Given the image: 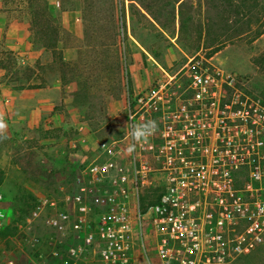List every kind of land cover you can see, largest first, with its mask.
I'll list each match as a JSON object with an SVG mask.
<instances>
[{
    "label": "rangeland",
    "instance_id": "rangeland-1",
    "mask_svg": "<svg viewBox=\"0 0 264 264\" xmlns=\"http://www.w3.org/2000/svg\"><path fill=\"white\" fill-rule=\"evenodd\" d=\"M12 1L15 6L18 0ZM70 3L83 7V0H70L66 4L69 6ZM116 3L112 7L119 15L122 11L125 32L117 45H110L112 42L107 37L103 39L107 44L105 62L112 69L118 68L117 63L122 66L118 89L112 86L114 72L110 68L95 76L92 57L83 56L87 68H81L83 58L80 57L77 78H65L68 83L81 88L85 78L91 76L89 86L95 87L84 93L79 90L76 96L80 120L85 123L83 130L72 123L67 129L49 131L50 140L36 133L31 142L17 140L13 151L6 155L15 168L8 176L5 173L0 175V193L4 195L1 207L6 214L0 227V264L10 254L17 264H51L39 258L40 252L48 250L50 237L46 218L42 217L46 209L41 212L40 200L66 189L82 164L101 154L99 146L119 141L127 135L129 117L137 111L134 104L129 110V99L132 102L138 96H153L156 90L165 91L166 87L157 86L158 82L182 83V88L174 86L170 95L174 98L193 96L189 88L195 79L193 73L208 68L205 71L211 75L210 79L223 82L221 91L226 90L228 96L231 94L244 105H254L258 101L264 103V73L253 64V59L264 53L263 46L255 45L253 40L264 26V17L262 14L260 17L264 12V0H116ZM104 7L108 8L106 3ZM239 8H243L244 13ZM76 10L81 13L80 8ZM89 21L87 26L92 29ZM107 23L106 28L111 26ZM89 39L85 37V46L93 43ZM8 67L14 71L21 66L10 61ZM135 74L139 81L149 80L148 87L135 90ZM230 81H233L232 86L225 83ZM185 89L190 91L184 93ZM226 93L222 91L217 97L224 98ZM111 99H121L122 102L113 107L109 104ZM239 110V107L236 110L228 108V113L222 110V120H214V124L220 122L223 128ZM218 111L217 106L212 110L214 114ZM150 112L144 113L146 120L135 116L134 123L151 120ZM232 134L236 135L235 132ZM150 139L159 144L155 134ZM255 142L256 136L235 137L238 164L210 169L222 179L219 188L222 193L227 191L225 179L230 173L234 193L252 209L257 202L264 200V150L247 149ZM10 143L0 140L4 150ZM182 143L183 140L177 141L179 145ZM254 163L259 167L260 178L256 177ZM207 202L214 201L209 199ZM34 212L42 214L36 217ZM35 240L40 241V245ZM238 264H264V238Z\"/></svg>",
    "mask_w": 264,
    "mask_h": 264
},
{
    "label": "built area",
    "instance_id": "built-area-1",
    "mask_svg": "<svg viewBox=\"0 0 264 264\" xmlns=\"http://www.w3.org/2000/svg\"><path fill=\"white\" fill-rule=\"evenodd\" d=\"M205 69L195 71V79L189 84L193 97L211 107L205 111L207 115L197 114L195 122L201 126L185 131L186 124H183L172 135L163 136L162 143L149 138L146 143H136L129 152L134 143L129 126L135 124L133 119L137 115L146 120L144 113L148 112L141 107L144 97L138 96L132 102L129 99V110L134 104L137 111L131 115L127 135L99 146L101 154L83 163L66 189L40 200L41 212L46 209L42 217L46 218L45 225L50 232L48 250L39 251L42 261L51 264H238L262 243L264 200L252 209L234 193L230 173L225 179L226 193L220 192L222 179L210 169L238 164L235 154L221 162L214 151L217 149L214 140L230 143L235 137L256 136V142L247 149L264 150V103L244 105L231 94L228 96L226 90H222L226 93L224 98L217 97L222 93L223 82L211 80ZM225 83L232 86L233 81ZM226 98L230 100L228 106ZM216 106L219 111L214 114L212 110ZM238 107L239 113L233 118L229 116L223 128L220 122L214 124V120L222 118V110L228 113V108ZM195 133L211 138L214 150L188 149ZM179 140H183V145L177 144ZM243 157L240 158L244 162ZM255 164L256 177L260 178ZM209 199L214 202H207ZM3 201L4 195L0 193V227L6 217L1 207ZM41 212H34V216L40 217ZM35 243L40 245L38 240ZM2 264L17 262L10 254Z\"/></svg>",
    "mask_w": 264,
    "mask_h": 264
},
{
    "label": "crops",
    "instance_id": "crops-1",
    "mask_svg": "<svg viewBox=\"0 0 264 264\" xmlns=\"http://www.w3.org/2000/svg\"><path fill=\"white\" fill-rule=\"evenodd\" d=\"M14 4L12 0H0V115L8 124L5 140L11 142L5 150L0 144V168L6 176L15 168L6 155L13 151L17 140L31 142L36 133L50 140L49 131L67 129L72 123L82 130L85 126L80 120L75 95L79 90L83 92L85 87L78 88L75 83H67L62 78L61 66L55 61L52 50L34 38L28 20H14L7 13L8 8L16 6ZM48 4L62 27L84 41L81 13L62 11L60 0H48ZM254 44L263 46L264 50V34ZM59 49L63 61L73 65L85 54L84 48H63L61 43ZM10 61H16L21 67L12 71L8 67ZM133 79L135 90L148 87L150 82L139 81L137 74ZM120 102L121 99H111L109 104L114 107Z\"/></svg>",
    "mask_w": 264,
    "mask_h": 264
},
{
    "label": "trees",
    "instance_id": "trees-1",
    "mask_svg": "<svg viewBox=\"0 0 264 264\" xmlns=\"http://www.w3.org/2000/svg\"><path fill=\"white\" fill-rule=\"evenodd\" d=\"M67 2H70V0H60L61 10L73 11L80 8L81 19L83 21L85 29L87 28L85 30V35L90 38V42H93L91 45H83L84 41L79 40L77 37L71 35L62 27L60 20L54 17V15L52 14L49 8L48 0H18L15 7L7 9V13L14 20H21L20 18L28 20L34 38L42 42L47 49L52 50L55 61H57L61 66L62 78L65 79V81L66 76L69 79L77 78V68L80 67V64H77V62L74 65L65 63L62 57V51L61 49H59V43L62 44L63 48H84V55L92 57L95 76L96 74L98 75L100 73H106L110 68V64H107L104 59L106 55V51L104 48L107 47V44L106 42H104L103 38L107 37L108 41L112 42L110 45H117L118 39H120L122 32H125L122 19V11L120 12L121 15H119L117 14V12H115V8L112 7L113 5L117 4L116 0H83V3H81L83 7H75L73 3H70L71 5L68 6L66 4ZM105 3L108 8L104 7ZM239 9L242 13H244L245 10L243 8ZM107 13H109L108 16H106ZM261 14L264 17V12L260 13V17ZM89 19H91V21H89ZM87 21L91 23L92 29L87 26ZM106 23H111V26L107 28L104 27ZM262 34H264V26L255 35L253 40L255 41L256 39H258ZM214 53H216V51ZM81 58H83L81 59V68H87V61H85L84 57ZM253 64L258 70L264 73V53L253 59ZM116 66L118 68H110V70L114 72L112 78V86L118 89L120 81V68L122 66L118 63ZM90 77H86L84 80L83 85L85 87V92L87 90L95 88L91 85L89 86ZM106 89L108 90V87ZM79 92L80 91H77L75 95L78 96ZM115 97H117V94ZM3 173L4 172L0 168V175H3Z\"/></svg>",
    "mask_w": 264,
    "mask_h": 264
},
{
    "label": "flooded vegetation",
    "instance_id": "flooded-vegetation-1",
    "mask_svg": "<svg viewBox=\"0 0 264 264\" xmlns=\"http://www.w3.org/2000/svg\"><path fill=\"white\" fill-rule=\"evenodd\" d=\"M181 85L183 84L179 82H158L157 86L161 88L166 87L165 91L156 90L154 91L155 95L145 96L143 98L141 107L145 109V111H151L149 113L151 120L156 121L158 125L154 134L156 136V141H159V143L163 142L161 139L163 136L166 137L172 135L177 129L182 127L183 124H186L187 129L185 131H188L190 127L196 125L201 126V123L196 124L195 122L197 120V114H199V116L207 115L205 111L210 110L211 108L210 106L205 105L204 102L198 101L193 96L185 95L175 98L170 96L173 93L174 86L182 88ZM185 92H189V90L185 89L184 93ZM164 94L168 95L165 96ZM229 103L230 100L226 98L225 105L228 106ZM231 107L234 108L233 106ZM179 110H181V113ZM198 120H200V118H198ZM193 137L195 139L191 137L188 142V149L195 151L214 150L211 147V138L200 137L196 133ZM216 145L217 149L214 151H217L216 157L219 158L221 162H224L227 156H233V154L237 155L236 150H234L235 143L233 140L230 143H227L225 140L217 141Z\"/></svg>",
    "mask_w": 264,
    "mask_h": 264
},
{
    "label": "clouds",
    "instance_id": "clouds-1",
    "mask_svg": "<svg viewBox=\"0 0 264 264\" xmlns=\"http://www.w3.org/2000/svg\"><path fill=\"white\" fill-rule=\"evenodd\" d=\"M132 120V117H129ZM130 137L134 142L132 146L129 147V152L133 151L136 143H146L148 139L157 130V123L154 120H148L140 124H130ZM8 124L6 123L3 115H0V140L6 138Z\"/></svg>",
    "mask_w": 264,
    "mask_h": 264
}]
</instances>
